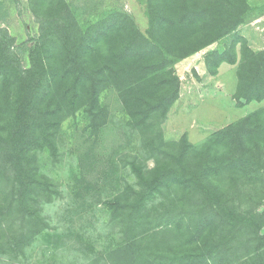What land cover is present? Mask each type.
I'll use <instances>...</instances> for the list:
<instances>
[{"label":"trees","instance_id":"16d2710c","mask_svg":"<svg viewBox=\"0 0 264 264\" xmlns=\"http://www.w3.org/2000/svg\"><path fill=\"white\" fill-rule=\"evenodd\" d=\"M29 4L39 29L27 67L0 31V264H38L41 240L59 236L45 208L61 191L43 170L59 163L66 120L82 116L97 137L109 88L142 149L123 159L133 181L103 202L120 240L98 253L48 249L83 253L79 264H264V107L196 145L160 129L179 99L174 66L245 25L249 0H146L144 32L122 12L83 27L65 0ZM223 63L236 66V107L264 100V49L236 35L204 56L211 75Z\"/></svg>","mask_w":264,"mask_h":264},{"label":"rangeland","instance_id":"374dc122","mask_svg":"<svg viewBox=\"0 0 264 264\" xmlns=\"http://www.w3.org/2000/svg\"><path fill=\"white\" fill-rule=\"evenodd\" d=\"M65 1L83 27L115 11L131 16L140 31L147 28L146 0ZM249 4L251 11L245 25L174 66L180 94L160 125L165 142L178 141L185 135L190 143L200 144L213 132L264 107V100L236 107L233 99L237 81L235 65L223 63L217 73L211 75L204 64L208 52L227 47L236 35L244 38L253 51L264 49V0H249ZM38 29L29 0H0V31L12 40L13 56L23 67L28 65L29 46L37 37ZM236 48L238 50L239 45ZM100 102L108 110V119L97 137L89 136L80 115L62 125L59 163L49 164L43 170L61 191L45 208L52 227L59 233L58 241L56 238L52 241L51 236L42 239L41 248L31 255V263L79 264L86 259L77 251L71 260L66 250L60 253L49 250L55 243L67 244L63 249L98 253L120 240L107 226L109 214L103 202L114 198L127 182L133 181L128 167L123 166V159L142 153V149L138 133L126 127L127 116L116 91L111 88L103 91Z\"/></svg>","mask_w":264,"mask_h":264}]
</instances>
